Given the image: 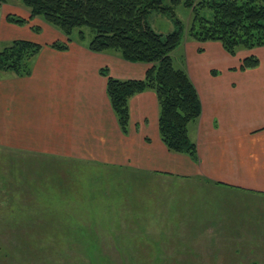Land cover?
<instances>
[{"label": "crops", "instance_id": "obj_1", "mask_svg": "<svg viewBox=\"0 0 264 264\" xmlns=\"http://www.w3.org/2000/svg\"><path fill=\"white\" fill-rule=\"evenodd\" d=\"M9 13L30 17L28 7L16 6L14 0L0 2V49L15 39L33 40L42 48L30 59L28 75L0 70L1 148L16 149L28 157L88 159L139 171L146 178H174L190 187L141 186L142 208L162 211L158 203L170 201L167 207L175 210L201 208L202 217L196 215L193 221H203L207 231L218 233L206 241H230L220 237L227 235L223 229L230 227L237 234L228 235L237 236L233 238L236 241H249L247 236L255 234L250 241L264 242V45L230 54L220 41L187 36L173 50L174 63L178 60L179 67L187 71L202 104L200 117L188 125L197 146L198 160H193L186 153L171 151L162 141L158 96L153 89L130 97L128 131L120 127L101 68L119 79H142L151 64L129 61L115 50L93 51L89 48L92 38H72L68 48H55L51 44L65 38L60 29L40 16L17 24L8 20ZM176 50L180 51L175 56ZM248 55L257 56L259 64L242 70L240 61ZM32 192L24 187L17 193ZM244 199L257 201L256 209L247 213ZM20 204L21 210H32L35 205ZM46 204L52 209L51 203ZM5 209L0 203V211ZM48 218L43 233L31 229L37 222L28 220L34 237L29 235L31 241L54 240V224ZM4 219L0 217V227L6 224ZM84 219L82 226L95 225L91 219H85L84 224ZM69 238L62 233V241ZM106 238L109 245L101 249L116 252L114 237L108 234ZM7 239L17 238L0 235L1 242ZM253 247L257 251L249 263L264 264V247Z\"/></svg>", "mask_w": 264, "mask_h": 264}, {"label": "rangeland", "instance_id": "obj_2", "mask_svg": "<svg viewBox=\"0 0 264 264\" xmlns=\"http://www.w3.org/2000/svg\"><path fill=\"white\" fill-rule=\"evenodd\" d=\"M163 1L165 5L172 3ZM14 2L16 6L27 8L22 0ZM174 11L182 21L185 38L194 12L184 1L176 4ZM203 12L210 14L211 10ZM147 19L162 34L178 28L174 18L166 12L154 9ZM36 27L40 30L38 25ZM80 31L84 32L83 40L95 34L91 26H78L70 35L62 31L65 38L56 41L69 46L72 38L79 39ZM177 51L180 50L175 51V56ZM174 64L180 66L178 60ZM28 156L16 153V149L0 147V189L4 191L0 194V203L6 208L0 211L6 223L0 227L4 228L0 235L17 238L0 241V261L7 264H253L249 263V257L257 251L253 246L264 247L262 241H250L255 234L247 236L249 241H236L233 238L237 236L228 235L237 234L230 227L223 229L227 235H220L230 241H206L218 233L207 231L208 226H203V221H193L196 215L202 217L201 208L193 211L168 208L172 201L158 203L162 211L142 208L141 186L189 188L190 184L182 185L174 178L161 176L146 178L139 171L78 157ZM24 187L34 193H17L23 192ZM158 194H155L156 199ZM149 197L152 203L153 196ZM22 202L35 205L32 210H21ZM243 202L247 213L256 209L257 201H249L252 206L247 199ZM46 203H51L52 209ZM160 212L163 215L160 216ZM46 217L53 221L54 240L45 242L38 237V241H31L29 235L34 237L30 234L29 222L34 224L35 220L37 224L31 229L43 233ZM83 218L91 219L95 225L82 226ZM62 233L70 237L69 241L61 240ZM108 234L114 237L116 252L101 249L109 245Z\"/></svg>", "mask_w": 264, "mask_h": 264}, {"label": "trees", "instance_id": "obj_3", "mask_svg": "<svg viewBox=\"0 0 264 264\" xmlns=\"http://www.w3.org/2000/svg\"><path fill=\"white\" fill-rule=\"evenodd\" d=\"M7 0H0L6 2ZM184 1L194 12L188 28L190 38L198 41L217 40L230 54L239 49L264 45V0H22L30 9V17L41 16L67 35L78 26H91L95 34L89 42L93 51H118L123 58L151 64L142 79H119L106 67L107 92L120 127L129 126V99L146 89H153L159 102V132L164 144L174 152H182L198 160L196 143L190 138L188 125L202 112L196 86L184 68L176 67L172 52L184 39V26L176 16L175 5ZM166 12L178 28L162 34L148 22L152 10ZM211 10L210 14L203 11ZM9 21L17 24L29 18L9 13ZM80 31L79 39H84ZM58 49L68 48L61 41L51 44ZM42 44L29 39H15L0 49V70H12L19 75L31 72L30 59ZM259 58L248 55L241 59L242 70L255 67Z\"/></svg>", "mask_w": 264, "mask_h": 264}]
</instances>
